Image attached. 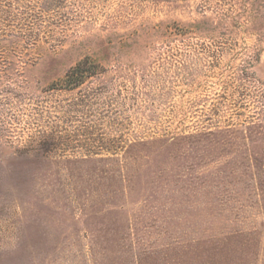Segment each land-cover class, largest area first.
<instances>
[{"label":"rangeland","instance_id":"rangeland-1","mask_svg":"<svg viewBox=\"0 0 264 264\" xmlns=\"http://www.w3.org/2000/svg\"><path fill=\"white\" fill-rule=\"evenodd\" d=\"M0 264H264V0H0Z\"/></svg>","mask_w":264,"mask_h":264}]
</instances>
